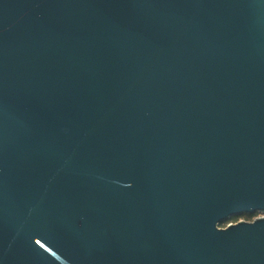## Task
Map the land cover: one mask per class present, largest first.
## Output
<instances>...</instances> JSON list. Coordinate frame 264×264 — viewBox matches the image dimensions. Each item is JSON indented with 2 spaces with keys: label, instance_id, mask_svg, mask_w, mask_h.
<instances>
[{
  "label": "water",
  "instance_id": "1",
  "mask_svg": "<svg viewBox=\"0 0 264 264\" xmlns=\"http://www.w3.org/2000/svg\"><path fill=\"white\" fill-rule=\"evenodd\" d=\"M0 264H264V0H0Z\"/></svg>",
  "mask_w": 264,
  "mask_h": 264
},
{
  "label": "built area",
  "instance_id": "2",
  "mask_svg": "<svg viewBox=\"0 0 264 264\" xmlns=\"http://www.w3.org/2000/svg\"><path fill=\"white\" fill-rule=\"evenodd\" d=\"M263 214H256V215H254V216H252V217H250V218H239V219H237V220H231V221H228L227 223H225L223 226H226V225H228V224H230V223H234V222H237V221H239V220H242V219H245V220H248V221H252L253 219H255L256 217H259V216H262Z\"/></svg>",
  "mask_w": 264,
  "mask_h": 264
},
{
  "label": "flooded vegetation",
  "instance_id": "3",
  "mask_svg": "<svg viewBox=\"0 0 264 264\" xmlns=\"http://www.w3.org/2000/svg\"><path fill=\"white\" fill-rule=\"evenodd\" d=\"M254 215H256V214H253V216ZM246 218V216L245 215H241V216H236V217H233V218H231V220H237V219H239V218Z\"/></svg>",
  "mask_w": 264,
  "mask_h": 264
},
{
  "label": "trees",
  "instance_id": "4",
  "mask_svg": "<svg viewBox=\"0 0 264 264\" xmlns=\"http://www.w3.org/2000/svg\"><path fill=\"white\" fill-rule=\"evenodd\" d=\"M245 216H246L247 218H250V217H252L253 215L246 214Z\"/></svg>",
  "mask_w": 264,
  "mask_h": 264
}]
</instances>
